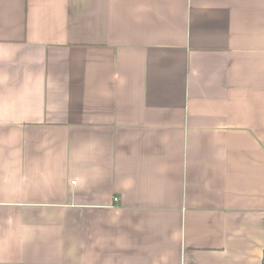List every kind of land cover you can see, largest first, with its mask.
<instances>
[{
	"label": "crops",
	"instance_id": "obj_1",
	"mask_svg": "<svg viewBox=\"0 0 264 264\" xmlns=\"http://www.w3.org/2000/svg\"><path fill=\"white\" fill-rule=\"evenodd\" d=\"M0 264H264V0H0Z\"/></svg>",
	"mask_w": 264,
	"mask_h": 264
},
{
	"label": "built area",
	"instance_id": "obj_2",
	"mask_svg": "<svg viewBox=\"0 0 264 264\" xmlns=\"http://www.w3.org/2000/svg\"><path fill=\"white\" fill-rule=\"evenodd\" d=\"M74 183V182H73Z\"/></svg>",
	"mask_w": 264,
	"mask_h": 264
}]
</instances>
